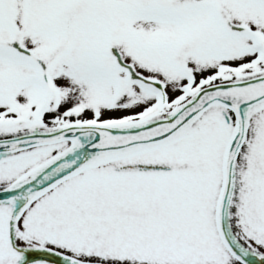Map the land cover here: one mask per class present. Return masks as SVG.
I'll return each mask as SVG.
<instances>
[{
    "label": "snow or ice",
    "instance_id": "6c2138e0",
    "mask_svg": "<svg viewBox=\"0 0 264 264\" xmlns=\"http://www.w3.org/2000/svg\"><path fill=\"white\" fill-rule=\"evenodd\" d=\"M0 264H264V0H0Z\"/></svg>",
    "mask_w": 264,
    "mask_h": 264
}]
</instances>
